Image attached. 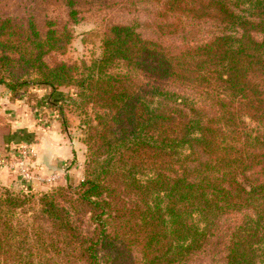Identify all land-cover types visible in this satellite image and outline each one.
<instances>
[{
  "label": "trees",
  "instance_id": "trees-1",
  "mask_svg": "<svg viewBox=\"0 0 264 264\" xmlns=\"http://www.w3.org/2000/svg\"><path fill=\"white\" fill-rule=\"evenodd\" d=\"M158 1L161 33L180 44L114 24L81 65L45 61L64 52L66 27L0 18V85L13 97L74 86L92 109L78 185L0 186V264L181 263L229 214L224 263L264 264V0ZM138 72L164 89L140 87Z\"/></svg>",
  "mask_w": 264,
  "mask_h": 264
},
{
  "label": "rangeland",
  "instance_id": "rangeland-1",
  "mask_svg": "<svg viewBox=\"0 0 264 264\" xmlns=\"http://www.w3.org/2000/svg\"><path fill=\"white\" fill-rule=\"evenodd\" d=\"M161 8L158 0H0V18L9 17L22 27H26L28 20L32 18L41 34L47 29L48 21H53L55 27L59 29L66 27L71 33V39L65 45L64 52L52 51L45 56V61L50 65L55 62L81 65L82 62L90 64L100 55L102 37L114 24H132L144 38L163 41L164 44H180L183 34L180 35L179 31L175 33V37L161 33L158 27L163 23ZM71 9L76 10L75 17L69 15ZM177 16L181 17L180 14L173 13L166 19L175 22ZM182 20L186 19L182 18ZM190 22L191 20L187 21L188 25L185 22L187 29L191 27ZM206 30L211 31L212 28L205 24L202 31ZM136 74L135 79L140 87L164 89L165 85L159 80L143 75L142 72ZM170 89H176L179 93L182 91V88L171 86ZM50 91L51 89L46 86L27 87L13 97L4 85H0V111L3 104L2 98H7L10 102L23 98V102H28L32 106L34 129L44 126L45 130H48L51 122L55 121L56 130L61 133L67 145L74 148L73 156L65 159L54 171H35L33 163L36 159V146L32 137L31 145L34 154H32V164H29L32 167V178L26 181L17 166L21 156L19 148H10L7 151L0 149L2 174L7 176L8 173L9 175L13 173L14 175L13 182H6L0 176V186L14 192L30 189L34 193H39L59 186H76L84 178L87 157L85 137L87 123L92 118L91 105L81 104L77 95L78 88L74 86H60L46 98ZM46 100L52 103L45 107ZM3 121L4 115L0 112V135H3L6 128L7 122ZM31 182L35 183L32 187H30ZM238 218V214L222 217L219 235L212 238L211 242L187 261L175 264H225L221 243L223 240L220 236L223 229Z\"/></svg>",
  "mask_w": 264,
  "mask_h": 264
},
{
  "label": "crops",
  "instance_id": "crops-1",
  "mask_svg": "<svg viewBox=\"0 0 264 264\" xmlns=\"http://www.w3.org/2000/svg\"><path fill=\"white\" fill-rule=\"evenodd\" d=\"M48 92L47 97H50ZM45 99V97H44ZM1 114L4 115V123L6 124L5 132L0 135V149L7 151L10 148H19L22 144L28 142L36 146V159L33 166L35 171L48 172L49 170H56L63 163V161L73 156V147H70L65 142L63 136L55 128V121L51 122L48 130L44 126L34 129V115L28 102H23V98L10 102L7 98H2ZM49 100L45 101V107L50 104ZM44 123H47L44 121ZM52 129V130H49ZM48 131V132H47ZM32 164V161H31ZM32 171V167H31ZM0 170V176L6 182H13L14 175L5 176ZM35 183H30V187Z\"/></svg>",
  "mask_w": 264,
  "mask_h": 264
},
{
  "label": "built area",
  "instance_id": "built-area-1",
  "mask_svg": "<svg viewBox=\"0 0 264 264\" xmlns=\"http://www.w3.org/2000/svg\"><path fill=\"white\" fill-rule=\"evenodd\" d=\"M19 152L21 154L19 160L17 161V166L24 180L28 181L32 178V171L29 164H31L32 154L34 151L32 145L28 142L22 144L19 147Z\"/></svg>",
  "mask_w": 264,
  "mask_h": 264
}]
</instances>
